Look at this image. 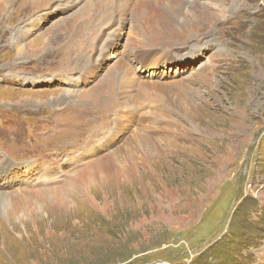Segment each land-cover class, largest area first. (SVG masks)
I'll use <instances>...</instances> for the list:
<instances>
[{"label":"rangeland","instance_id":"1","mask_svg":"<svg viewBox=\"0 0 264 264\" xmlns=\"http://www.w3.org/2000/svg\"><path fill=\"white\" fill-rule=\"evenodd\" d=\"M0 264H264V0H0Z\"/></svg>","mask_w":264,"mask_h":264},{"label":"bare ground","instance_id":"2","mask_svg":"<svg viewBox=\"0 0 264 264\" xmlns=\"http://www.w3.org/2000/svg\"><path fill=\"white\" fill-rule=\"evenodd\" d=\"M200 29V28H199ZM213 32V31H212ZM61 195V197L59 198L61 201V205L65 206L66 205V199H65V195L63 193H60L57 197H59ZM89 198V197H88ZM86 200V199H85ZM89 200V199H88ZM94 201V200H92ZM88 203V202H87ZM93 203V202H92ZM95 205V204H94ZM97 205V204H96ZM92 206V205H91ZM60 208V207H59ZM96 208H99L98 206ZM98 211V210H97ZM19 223V222H18Z\"/></svg>","mask_w":264,"mask_h":264}]
</instances>
